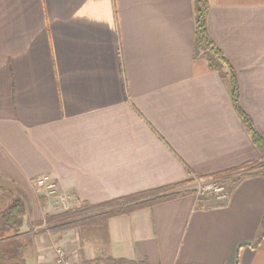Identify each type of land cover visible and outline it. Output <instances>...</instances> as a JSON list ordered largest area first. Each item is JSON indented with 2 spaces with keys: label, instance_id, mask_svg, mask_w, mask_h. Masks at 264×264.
<instances>
[{
  "label": "crops",
  "instance_id": "0c3cea01",
  "mask_svg": "<svg viewBox=\"0 0 264 264\" xmlns=\"http://www.w3.org/2000/svg\"><path fill=\"white\" fill-rule=\"evenodd\" d=\"M208 2V33L264 137V0ZM194 35V0H0V201L11 189L25 203L11 236L32 239L34 264H55L58 246L72 264L106 256L227 264L239 245L258 239L259 174L242 179L227 200L186 194L83 232L35 224L83 202L260 160L228 82L194 57ZM42 175L56 183L43 203ZM238 253L237 264H264V239Z\"/></svg>",
  "mask_w": 264,
  "mask_h": 264
},
{
  "label": "trees",
  "instance_id": "16d2710c",
  "mask_svg": "<svg viewBox=\"0 0 264 264\" xmlns=\"http://www.w3.org/2000/svg\"><path fill=\"white\" fill-rule=\"evenodd\" d=\"M209 10L208 0H194L195 11V35H194V57L203 59L207 62L212 71L218 72L229 84V93L234 110L238 114L242 123L250 134L253 143L260 152V160L252 162L241 167L233 168L224 172L216 173L210 176H194L189 180L164 185L157 188L138 191L129 195L113 198L109 201L91 205L89 203H80L76 207L69 208L59 215H45L44 221L35 223L41 225L43 222L49 226L50 232L64 231L75 229L83 232L90 226L101 223L110 217L131 213L137 209L152 207L158 203L168 201L174 198L192 194L191 190H179L178 187L194 180L207 181L210 179H220L221 181L229 180L232 182V187L228 190L230 195L240 181L252 174L243 172L246 168H252L258 163L264 164V137L256 130L251 117L244 111L240 104V93L237 75L234 67L224 52L216 45L210 37L207 29V15ZM255 174V173H254ZM257 175H264V169ZM6 192V190H4ZM9 190L12 196H15ZM15 200L10 203L5 209L0 211V223L15 232H20L23 216L26 211L25 203L15 196ZM200 198V197H199ZM40 202H45L47 195L43 194L40 197ZM200 201H206L208 198H200ZM62 222V223H60ZM1 239V238H0ZM264 239V217L262 219V229L258 239L254 243H243L238 246V251L242 246L250 245L257 247ZM0 243V247H1ZM236 252V264L239 261V253ZM7 260V259H6ZM6 260L0 255V264H6ZM23 264V263H21ZM84 264H151L148 261H131L127 259H116L112 257H98L92 261H87Z\"/></svg>",
  "mask_w": 264,
  "mask_h": 264
},
{
  "label": "rangeland",
  "instance_id": "374dc122",
  "mask_svg": "<svg viewBox=\"0 0 264 264\" xmlns=\"http://www.w3.org/2000/svg\"><path fill=\"white\" fill-rule=\"evenodd\" d=\"M264 169V164L258 163L257 165H254L252 168H246L243 170V172H249V174H256L260 173ZM252 174V175H253ZM223 186L224 190L226 189L227 191L232 187V182L229 180L226 181H221L220 179H210L207 181H199V180H194L189 183H186L180 187H178L179 190H191L194 191L196 197L200 198H208V199H216V192L215 188ZM37 188V186H36ZM4 188L0 186V191L3 192ZM38 189V188H37ZM9 190L11 189H6L5 193V200L7 203H4V201H0V210H3L6 206H8L10 203L15 200V196H12L11 193H9ZM38 192L43 195V193L40 189H38ZM13 193V192H12ZM38 193V194H39ZM46 195V194H45ZM48 196V195H47ZM80 205V204H79ZM69 209V208H67ZM66 209V210H67ZM55 211V210H54ZM64 212V211H63ZM62 213V212H60ZM60 213L57 214H52V216L59 215ZM48 214V213H47ZM46 214V215H47ZM50 215V214H49ZM23 221V220H22ZM62 223V222H60ZM22 226V225H21ZM46 228H49L47 224H45ZM18 232H15L14 229L6 228L4 231H0V238H6V243L7 245H1L0 247V255L6 260V264H34L35 261V255H32L28 252V249L30 247L28 236L25 234H21L19 236H11L13 234H16ZM227 264H236V259L235 257L227 263Z\"/></svg>",
  "mask_w": 264,
  "mask_h": 264
},
{
  "label": "built area",
  "instance_id": "2783aa9c",
  "mask_svg": "<svg viewBox=\"0 0 264 264\" xmlns=\"http://www.w3.org/2000/svg\"><path fill=\"white\" fill-rule=\"evenodd\" d=\"M36 186L43 191L46 195H51L56 192V183L50 175H42L36 180ZM216 198L220 200L228 199V191L223 186L215 188ZM49 197V196H48ZM55 264H72V260L67 253V250L63 246L56 248Z\"/></svg>",
  "mask_w": 264,
  "mask_h": 264
}]
</instances>
